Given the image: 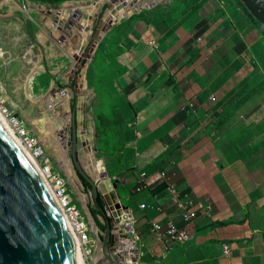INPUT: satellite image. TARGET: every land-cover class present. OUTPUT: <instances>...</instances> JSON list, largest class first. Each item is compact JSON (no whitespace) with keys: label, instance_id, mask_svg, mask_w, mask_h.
<instances>
[{"label":"crops","instance_id":"0c3cea01","mask_svg":"<svg viewBox=\"0 0 264 264\" xmlns=\"http://www.w3.org/2000/svg\"><path fill=\"white\" fill-rule=\"evenodd\" d=\"M154 1L120 11L91 52L92 174L118 184L117 199L145 243L143 264L188 255L190 264H264V32L237 0L147 8ZM82 7V16L99 11ZM143 174L147 188L137 193ZM85 185L76 202L90 209ZM171 187L186 204L210 208L182 245L152 232L155 221L183 226Z\"/></svg>","mask_w":264,"mask_h":264},{"label":"water","instance_id":"95a60500","mask_svg":"<svg viewBox=\"0 0 264 264\" xmlns=\"http://www.w3.org/2000/svg\"><path fill=\"white\" fill-rule=\"evenodd\" d=\"M144 1L145 0H134L131 6L135 4L141 6L139 2ZM159 1L160 0L150 2L148 8L150 6H155ZM239 1L252 19L264 29V0ZM100 2L103 3V5L97 3V6H102L100 20L95 25L93 37L91 38L92 41L90 42L91 44L87 46L90 48L91 52H93L97 43L100 41L102 32L112 23V21L109 20V22L106 20V14L112 11V8L116 7V5L121 4L118 3L120 1L116 0H102ZM128 5V1H124L122 4L124 7ZM107 6H109L110 9L107 8ZM73 12V15L72 13H67L62 16L63 21L69 20L72 17L80 19V13L78 11ZM103 14L105 16L101 17ZM117 14L118 13L115 15ZM56 15L59 17L62 14L59 12L56 13ZM103 21L105 26H103ZM105 22H107V24ZM79 23L85 25V20L81 19ZM71 25L75 26L74 23H71ZM61 36L55 34V37L60 42L61 39H65L63 36L61 38ZM73 43L74 42H71L69 45L72 46ZM70 46L68 47L69 49ZM88 57L90 58V56ZM88 65V61L85 60L83 61V66L81 64L79 69L86 70ZM85 112L86 106L84 105L83 113ZM80 113V108L72 113L73 125H71V127H73L74 130L71 132L70 128L67 131L70 132V143L65 145L67 139L65 138L64 131L61 132L59 130L57 136L63 141L65 146L64 150L67 148L72 154L73 170L77 178H79V180L83 178L87 181L92 187V195L95 201H98L99 197H101L105 204V209H101V211L107 223V234L106 238L103 239L100 230L95 232L97 241L99 242L98 247L102 246L103 249L101 251V257L96 264H116L114 259L118 260V258L113 254L111 246L113 243L112 228L115 223L121 224V216H123L128 208L125 207L122 202L118 201L116 195L118 184L112 183L108 173H105L103 180L108 181L112 196L106 194V191H102V186H99L94 176L82 165L81 161L85 157V153L80 151V145L82 143L79 124ZM94 154L96 156L95 150ZM86 207L90 212L87 203ZM94 223L92 221L90 224L94 225ZM0 264H77L73 235L70 232L64 215H62L58 209L54 198L46 188L39 173L21 150L20 146L5 130L1 122Z\"/></svg>","mask_w":264,"mask_h":264},{"label":"rangeland","instance_id":"374dc122","mask_svg":"<svg viewBox=\"0 0 264 264\" xmlns=\"http://www.w3.org/2000/svg\"><path fill=\"white\" fill-rule=\"evenodd\" d=\"M29 1L30 0H0V102L5 110L12 116L18 118L29 128L32 136L41 141L47 153L50 154H47L48 159L54 161L55 171L61 176L66 177L70 182L69 176L60 165L61 152H57L55 146V142L58 138L57 132H59V130L61 132L64 131L65 136L68 132L66 128L63 127L64 125L60 123L62 121H59L56 117L57 115L60 116L63 113L62 111H65V114L73 118L72 113L80 108L79 123L82 125L85 120H89V117L86 116V112L83 113L87 96L83 97L80 91V88H84L83 80L85 81V78L87 79L88 68L86 70L79 69L81 62H79L78 58H75L66 51V43L61 44L56 41L60 54L57 58H53L49 48L41 43L38 38L39 33L47 32L45 19L42 18L44 21L42 22L36 14L30 12ZM31 1L39 2L35 0ZM100 1L101 0H63L59 3H41L51 4L60 10L64 6L69 9L81 7L82 2H84V7L82 8L88 9L90 5L97 6V3ZM107 8L110 9L109 6H107ZM99 12L100 11H98L97 14ZM103 16L105 15L103 14L101 17ZM70 21H72V19L69 20V22ZM81 47L82 45L80 42L76 47L77 54H82ZM82 56L84 58L83 61H88V59L91 58V50L89 47L86 48L85 54H82ZM88 56H90V58ZM86 86L88 87L87 84ZM52 89L55 90L50 103L53 111L51 112V117L49 116L48 121H46L45 116L47 110L44 107V103L45 100L49 98ZM69 95H72V99L70 102L67 101L68 103H65ZM73 130L74 128L71 127V132H73ZM37 162V164L42 167L40 161L37 160ZM50 165L52 166L51 163ZM80 180L83 185H85L84 180L81 178ZM77 191L72 185L70 192L75 199L77 198L79 200L81 197H79V191ZM88 195H90V192H88ZM78 200L77 204L82 213L86 215L87 219L86 212L88 210L86 208L84 209L83 204ZM81 200L83 201L84 199ZM92 205L96 206L94 201ZM93 226L94 225H92V227ZM98 230L95 231L94 229L93 235L95 239H97L95 232H98ZM101 234L102 237H106L107 233L101 232ZM97 244L98 241H96V247H98ZM177 259H181L178 261L179 264H190L189 255L187 258L180 257ZM183 259L187 260L184 261Z\"/></svg>","mask_w":264,"mask_h":264},{"label":"built area","instance_id":"2783aa9c","mask_svg":"<svg viewBox=\"0 0 264 264\" xmlns=\"http://www.w3.org/2000/svg\"><path fill=\"white\" fill-rule=\"evenodd\" d=\"M118 14L112 17L109 16V19L112 21V23L116 21V17L118 19L120 18ZM107 16H105V18H107ZM153 46L157 48L156 45ZM89 62L90 59H88V63ZM84 83L88 85V94L85 99L86 116L94 121L93 116L88 112V108L91 105L94 96L91 94L92 90L90 89L86 78ZM1 108L3 109L8 120L14 125L18 138L21 139L22 143L30 149V151L33 153V156L42 164L49 181L55 189V198L60 206V209L62 210L64 217H66L68 222L73 225L77 237L82 242L84 254L86 255L88 264H95L93 258L96 254L97 239H95L93 235L94 228L90 224L92 221L84 217V214L80 210L76 199L70 192L69 181L54 173V169L50 165L51 161L48 159L46 149L44 148L41 141L32 136L29 128L23 124L22 121L12 116L7 110H5L3 105ZM146 179L147 174H143L137 193H141L147 188ZM169 194L173 197V201L177 204L178 209L181 212V221L183 226H180L173 221H168L167 223L155 221L152 223V232L155 235L156 240L161 243L173 242L175 244L182 245L191 240V227L194 226L195 221L199 218V214H208L210 212V208L202 206L199 209H196V207L192 204H186L181 200V196L178 194V190L175 187H171L169 189ZM142 208L145 209V206H142ZM160 211L162 212V210ZM123 217L125 218L124 222H121L122 224L115 223L112 228L113 243L111 246L113 254L118 258V260H114L116 264H143V261L145 257L148 256V253L146 252L144 246L145 243L136 228V220L133 218V216L125 215V213ZM224 252L225 254H229L230 252V249L227 245L224 246Z\"/></svg>","mask_w":264,"mask_h":264},{"label":"bare ground","instance_id":"6f19581e","mask_svg":"<svg viewBox=\"0 0 264 264\" xmlns=\"http://www.w3.org/2000/svg\"><path fill=\"white\" fill-rule=\"evenodd\" d=\"M99 3H100V5L102 4V2H99ZM29 4H30V10H31L30 12H33V13H35V14H37V15H39L42 18L45 19L47 32H41L39 34V41L41 43H43L45 46H47V48H49V51L52 53L53 58H57V56H59V54H60L59 51H58L57 43H56V41H58V39L55 37V34L57 36H59V35L61 36L62 35L63 37H65V39H61V42L60 41H58V42L61 43V44L62 43L65 44L66 43V45H65L67 47L66 51L68 53H70L71 55L77 57L79 59V62H81L82 66H83L84 58H83L82 54L83 55L85 54L86 47L91 44L90 42L92 41L91 38L93 37V31L95 29V25L100 20V13L102 11V10H100L101 6L98 9L100 11L98 14L97 13L92 14L93 12H91V13L89 12V13H86L85 16H83V17L80 16V19L72 17L71 18L72 21L69 22V20H71V19L63 21L62 16H64L67 13H72V15H73V13H74L73 11H78V10L69 9V8H66L65 6L63 8H61L60 10H58L57 8H55L51 4H47V3L43 4L41 2H34V1H29ZM121 4H123V3H121ZM121 4L116 5V7L112 8V11H109L107 19H106L107 21L110 20L109 16L112 17L116 13H119L121 11V9H124V6H122ZM125 9H126V7H125ZM59 12L62 15L58 17L56 15V13H59ZM81 19L85 20V25H81L79 23ZM117 19L118 18L116 17L115 20H117ZM42 22H44V21L42 20ZM71 23H74L75 26H72ZM105 23L107 24V22H105ZM103 26H105L104 25V21H103ZM62 36H61V38H62ZM71 42H75L76 44L73 43V45L70 46L69 44ZM80 42H81V45H82V47H81V49H82L81 53L82 54H77L76 47H77V45ZM69 46H70V49L68 48ZM62 57H65V56H62ZM77 63H78V61H77ZM81 64H80V66H81ZM83 82H85V81L83 80ZM83 86H84L83 89L80 88V91L82 92L81 95L83 97H86L87 94H88V92H87L88 87L86 86L85 83H83ZM54 92H55V90L52 89L49 98H47L45 100V103H44V107L47 110V114L45 116V120L46 121H48V117L49 116L51 117V112L53 111L51 106H50L51 105L50 103H51V98L54 95ZM71 99H72V95H69V97H68V99L66 100L65 103L70 102ZM1 106H2V104L0 102V122H1V124L3 125L5 130L9 133V135L15 140V142L20 146L21 150L25 153V155L27 156V158L29 159L31 164L34 166L36 171L39 173V175L43 179V182H44L46 188L48 189V191L50 192V194L54 198L58 209L62 213V210L60 209V206H59V204H58V202L56 201V198H55V189L52 186L51 182L49 181L48 176H47L44 168L40 167V165L37 164L38 163L37 159L32 155L33 153L30 151V149L28 147H26L22 143L21 139L18 138L16 130L14 128V125L8 120V118L5 115L3 109L1 108ZM62 112L63 113L60 116L57 115L56 118H58L59 121L60 120L62 121L60 123L62 125H64L63 127H65L66 130L68 131V129L71 128V125H73V120H72L73 118H72V116H69L68 114H65L64 113L65 111H62ZM89 120H91V119L89 118ZM89 120H85L82 125H81V123H79L80 124V133H81L80 134V138H81V141H82V143L80 145V148H81L80 151L85 153V157L81 161L82 165L84 166V168L90 174H92V167H90V164H92V162H91L92 161V157L91 156L93 154V151L90 148V144H91V141H92V131H89V130L86 131V127H87V124H89L88 123ZM50 121H51V119H50ZM69 135H70V132H68L66 134V136H65V138L67 139V141H66L67 143H65V145L66 144L68 145L70 143ZM55 146H56L57 152H61V155H60V165H61V167L63 168L64 172L69 176V178H70V180L72 182V185L76 188V190H78L79 192L82 191L83 185H82L81 181L79 180V178H77V175H76V173L73 170L71 152L67 148L64 150L65 146H64L63 141L61 140L60 137L57 138V140L55 142ZM92 175L94 176V178L96 180L95 175L94 174H92ZM98 177L100 179L96 180V181L99 184V186H102V191H106V194H110V196H112V193H111L110 188H109V183L107 181H103L99 174H98ZM62 215H63V213H62ZM122 219H123V216H121V222H122ZM65 220L67 221V224H68V227L70 229V232L73 235V240H74L75 249H76V256H77V264H88L86 255L84 254L82 242L77 237V234H76V232H75V230L73 228V225L70 222H68L66 217H65ZM93 223H94V221H93ZM116 224H118V223H116ZM93 228L95 229V231L98 230V227L96 225L93 226ZM96 249H97V247H96ZM102 250H103L102 246H100L98 251H97V254L93 258V261H94L95 264L98 262L99 258L101 257V251Z\"/></svg>","mask_w":264,"mask_h":264},{"label":"trees","instance_id":"16d2710c","mask_svg":"<svg viewBox=\"0 0 264 264\" xmlns=\"http://www.w3.org/2000/svg\"><path fill=\"white\" fill-rule=\"evenodd\" d=\"M36 1H39V2H53V3H59V2H62L63 0H36ZM239 3L240 1L237 0ZM241 4V3H240ZM242 5V4H241ZM243 7V5H242ZM256 22V21H255ZM257 26L264 32V29L262 28V26L260 24H258L256 22ZM86 190L88 192H92V187L87 184L86 185ZM162 191V190H161ZM160 191V192H161ZM159 193V192H158ZM94 204H96V206H90V210H91V213L93 214V217L95 218L96 222L98 223V226L100 227V230L102 233H107V223L106 224H103L102 222L99 221V214L97 212V208L98 209H105V204H104V201L102 200L101 197H99L98 201H94ZM97 207V208H96ZM99 210V211H100ZM102 212V211H101ZM103 239L106 238V237H102Z\"/></svg>","mask_w":264,"mask_h":264},{"label":"clouds","instance_id":"9594fccd","mask_svg":"<svg viewBox=\"0 0 264 264\" xmlns=\"http://www.w3.org/2000/svg\"><path fill=\"white\" fill-rule=\"evenodd\" d=\"M102 1V0H101ZM120 1V3H122L123 1H126V0H119ZM133 1L134 0H129L128 2H129V5L126 7V9L130 6V8H132V7H134V8H137V5L138 4H135L134 6H131V3H133ZM141 1V0H140ZM146 1V0H145ZM144 1V2H145ZM162 0H160L159 2H161ZM144 2H139V3H141L140 5L141 6H143L145 3ZM119 3V2H118ZM147 8H148V6H147ZM126 9H121V11H124V10H126ZM95 201V200H94ZM124 215V214H123ZM97 226V225H96ZM99 229V228H98ZM100 230V229H99Z\"/></svg>","mask_w":264,"mask_h":264}]
</instances>
